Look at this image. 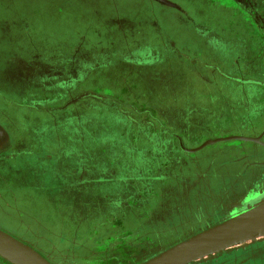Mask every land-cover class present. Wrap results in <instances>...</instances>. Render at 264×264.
<instances>
[{
  "label": "rangeland",
  "instance_id": "rangeland-1",
  "mask_svg": "<svg viewBox=\"0 0 264 264\" xmlns=\"http://www.w3.org/2000/svg\"><path fill=\"white\" fill-rule=\"evenodd\" d=\"M169 1L174 5L0 0V228L43 256L52 245L77 264H136L154 255L158 250L141 252L131 243L117 247L116 236H127L132 225L121 215L112 237L111 216L124 207L160 219L159 207H149L157 198L151 199L154 181L162 182L159 191L169 188L170 177L160 178L188 158L175 135L193 132L181 148L190 152L227 134L219 128L231 121L221 116L223 109H264V89L242 81L264 79V40L254 35L238 1ZM30 59L65 61L66 89L53 79H25L17 63L28 66ZM80 66L78 81L72 76ZM108 180L126 185L113 196ZM129 189L136 192L134 207L126 205ZM57 235L65 249L51 244ZM151 240L165 250L184 237ZM0 264L11 263L0 257Z\"/></svg>",
  "mask_w": 264,
  "mask_h": 264
},
{
  "label": "flooded vegetation",
  "instance_id": "flooded-vegetation-1",
  "mask_svg": "<svg viewBox=\"0 0 264 264\" xmlns=\"http://www.w3.org/2000/svg\"><path fill=\"white\" fill-rule=\"evenodd\" d=\"M236 1H238L241 10L246 13L247 17H250L254 35L257 34L260 40H264V0ZM260 46L262 48L261 51L264 52V47ZM262 58L264 59V55ZM19 63L17 64L21 65V70L25 72L24 78H28V81L33 84L38 74L44 70H49H46L44 65L35 62L33 59L29 60L30 64L28 66L23 65L21 62ZM62 64L65 65V61ZM83 75L84 71L82 66H80L76 68L72 78L80 81ZM242 81L244 83H254L256 84L255 86H260L264 89V79L260 77L254 80L245 79V81ZM245 107L244 111H238L234 108L222 110L221 116L224 119L231 117L230 122L232 124L228 122L226 126L220 125L219 128L222 131L225 129L227 134H222V137L217 138L211 136L207 141L229 137H233L234 139L231 140L235 141H217H222L226 144L219 149L201 155H197L196 151L185 152L181 148L186 149L185 147L188 146L186 140H189L190 137L192 138L193 132H181L180 137L175 135L178 141L184 142L183 144L181 142L177 144L180 155L184 153L188 158L183 159L179 170L173 169L170 173L165 172L168 175L160 178L161 181H165L167 176L171 179V186L166 189L162 188V191H155L156 194H153V197L155 195L157 198L153 199L149 205V207H159L156 211H160L158 213L161 216L160 219H158L157 214L152 215L151 219L153 221H149L150 223L147 224L144 221V215L133 214L136 213L135 208L126 212L127 209L122 207V211H117L116 214L111 216V220L108 221L113 225L110 230L111 236L114 237V235L119 234L114 229V222L120 220L121 215L124 221L128 222V224L131 223L132 231L129 230L130 233L127 236L124 233L116 236L118 241L122 242V244H115L117 247L118 244L124 246V244L131 243L133 249L141 246V252L145 251L147 253L150 251L155 253L158 250L154 254L156 255L162 251V246L156 247L158 246L157 242L160 240L152 242L151 239L154 237L173 234L175 237L182 236L186 239L214 225V223L221 222L244 211L248 207L264 202V124L262 123L264 109L258 110L256 106L252 105H246ZM207 108H210V105H207ZM219 123H221L220 120L215 125ZM205 124L207 123H201L200 126H205ZM221 130L219 132H222ZM235 137H246L249 139L245 140ZM3 138L4 136L0 129V144ZM154 182L155 185L162 183L158 181V177H156ZM108 183V186L105 187H108V192L113 196L116 195V191L119 188H123V185H126L123 183L115 187L114 181L110 182L108 180ZM116 184L118 185L120 182H116ZM128 192H133L129 196L130 199H128L131 204L133 198L136 197L134 194L136 192L133 189H129ZM114 205L115 203H110L112 208H116ZM131 205L134 207L133 204ZM126 214L130 217H127ZM48 231L45 229L46 233ZM146 239L151 240L149 242L150 247H147ZM53 243L54 245H60L61 249L66 248V242L63 238L59 237L56 242L53 241L51 244ZM160 245H163V243ZM57 249H59L57 246L53 247L52 245L48 247V253L43 254L53 264H77L75 259H70L68 256L66 258L65 256L61 257ZM145 255L140 258L139 264L154 256ZM136 260L134 259L130 263L135 264ZM193 264H264V240L250 243L245 247L234 248Z\"/></svg>",
  "mask_w": 264,
  "mask_h": 264
},
{
  "label": "water",
  "instance_id": "water-1",
  "mask_svg": "<svg viewBox=\"0 0 264 264\" xmlns=\"http://www.w3.org/2000/svg\"><path fill=\"white\" fill-rule=\"evenodd\" d=\"M158 1L174 5L169 0ZM230 138L233 137L206 141L190 151H197L208 144ZM235 138L249 139L246 137ZM259 240H264V202L248 207L244 211L160 251L140 264H193L232 247L244 246ZM0 257L11 264H53L33 246L1 228Z\"/></svg>",
  "mask_w": 264,
  "mask_h": 264
},
{
  "label": "crops",
  "instance_id": "crops-1",
  "mask_svg": "<svg viewBox=\"0 0 264 264\" xmlns=\"http://www.w3.org/2000/svg\"><path fill=\"white\" fill-rule=\"evenodd\" d=\"M35 62H37V63H40V64H42V65H44L45 67H46V70H48V71H45V75H43V77L41 76V75H37L36 76V78H47V79H53L54 81H57L58 82V84H59V87H61V85H62V88H64V89H66V78H67V73H66V68L63 66L64 64H62L61 63V61L58 63V66L56 65V64H54V63H52V62H50V61H35ZM136 188H138V189H141L140 187H136ZM154 189V191H156V190H158L159 189V187L157 186V185H155L154 187H153ZM152 194V193H151ZM153 198V196L151 197V199ZM128 205H131L130 204V202L128 201ZM144 221L145 222H149V221H153V219H151V213L149 212V214L146 212V214L144 213ZM146 218V219H145ZM44 228V227H43ZM58 228V227H57ZM60 228V227H59ZM58 228V229H59ZM44 229H46V230H49V229H47V228H44ZM64 229H61V231H63ZM80 230H83L82 228H80ZM51 232H53V234H55V232H54V230H50ZM50 235V234H48V233H46L45 234V236L46 237H54V235ZM60 236H62V235H57L56 237H60ZM84 236H90L88 233H85V235ZM147 237V236H146ZM147 247H149L150 246V243L148 242L147 243ZM48 259V258H47Z\"/></svg>",
  "mask_w": 264,
  "mask_h": 264
}]
</instances>
